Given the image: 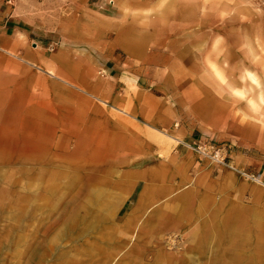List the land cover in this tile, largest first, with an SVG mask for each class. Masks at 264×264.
<instances>
[{"label": "crops", "instance_id": "0c3cea01", "mask_svg": "<svg viewBox=\"0 0 264 264\" xmlns=\"http://www.w3.org/2000/svg\"><path fill=\"white\" fill-rule=\"evenodd\" d=\"M102 6L104 20L134 22L117 26L123 30L117 35L140 64L129 62V75L113 79L95 78L84 65L60 69L59 78L85 91L51 80L59 93L20 132L55 139L61 158L87 171V181L128 188L137 209L165 198L185 204L200 263L218 262L227 247L223 259L230 264H264V185L179 143L223 145L237 167L262 169L264 10L254 0H102ZM9 48L19 49L0 26V49ZM155 131L176 142L167 154L160 155ZM117 198L120 211L128 197Z\"/></svg>", "mask_w": 264, "mask_h": 264}, {"label": "rangeland", "instance_id": "374dc122", "mask_svg": "<svg viewBox=\"0 0 264 264\" xmlns=\"http://www.w3.org/2000/svg\"><path fill=\"white\" fill-rule=\"evenodd\" d=\"M4 2L0 26L19 49H0V264H230L223 259L227 247L219 249L218 262H199L185 204L165 198L137 209L128 188L87 181V171L61 158L55 139L20 132L59 93L50 81L62 69L89 66L100 79L129 75L128 63L140 62L129 59L117 26L134 22L104 20L102 0ZM7 126L16 132L7 133ZM155 134L160 155L167 154L176 142ZM119 195L128 197L120 211Z\"/></svg>", "mask_w": 264, "mask_h": 264}, {"label": "built area", "instance_id": "2783aa9c", "mask_svg": "<svg viewBox=\"0 0 264 264\" xmlns=\"http://www.w3.org/2000/svg\"><path fill=\"white\" fill-rule=\"evenodd\" d=\"M254 1L260 9L264 10V0ZM179 143L210 163L229 168L245 179H249L260 185H264V179H262V175H264V165H262V169L260 171L251 172L245 168L237 167L228 154V148L223 145L202 142L200 140H194L190 143Z\"/></svg>", "mask_w": 264, "mask_h": 264}, {"label": "bare ground", "instance_id": "6f19581e", "mask_svg": "<svg viewBox=\"0 0 264 264\" xmlns=\"http://www.w3.org/2000/svg\"><path fill=\"white\" fill-rule=\"evenodd\" d=\"M169 136V135H168ZM170 138H172L171 136H169ZM173 139V138H172Z\"/></svg>", "mask_w": 264, "mask_h": 264}]
</instances>
